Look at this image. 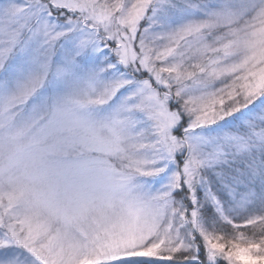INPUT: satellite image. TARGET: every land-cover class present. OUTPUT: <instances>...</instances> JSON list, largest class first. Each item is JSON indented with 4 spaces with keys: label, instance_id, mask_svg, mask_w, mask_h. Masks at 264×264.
Masks as SVG:
<instances>
[{
    "label": "snow or ice",
    "instance_id": "snow-or-ice-1",
    "mask_svg": "<svg viewBox=\"0 0 264 264\" xmlns=\"http://www.w3.org/2000/svg\"><path fill=\"white\" fill-rule=\"evenodd\" d=\"M0 264H264V0H0Z\"/></svg>",
    "mask_w": 264,
    "mask_h": 264
}]
</instances>
